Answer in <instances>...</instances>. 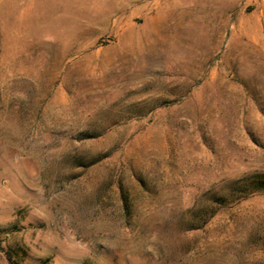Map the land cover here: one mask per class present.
Instances as JSON below:
<instances>
[{
    "label": "rangeland",
    "instance_id": "rangeland-1",
    "mask_svg": "<svg viewBox=\"0 0 264 264\" xmlns=\"http://www.w3.org/2000/svg\"><path fill=\"white\" fill-rule=\"evenodd\" d=\"M0 264H264V0H0Z\"/></svg>",
    "mask_w": 264,
    "mask_h": 264
}]
</instances>
